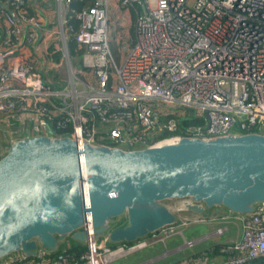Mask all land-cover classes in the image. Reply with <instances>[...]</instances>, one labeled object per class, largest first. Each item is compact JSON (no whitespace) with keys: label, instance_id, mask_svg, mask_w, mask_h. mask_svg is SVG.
I'll return each instance as SVG.
<instances>
[{"label":"built area","instance_id":"built-area-1","mask_svg":"<svg viewBox=\"0 0 264 264\" xmlns=\"http://www.w3.org/2000/svg\"><path fill=\"white\" fill-rule=\"evenodd\" d=\"M73 1L81 0H56L55 13L42 7L46 22L32 0H0V130L6 136L63 129L78 142L143 148L156 133L177 129L171 114L186 112L203 121L184 127L187 136L264 133V0H92L79 8ZM111 2L113 10L124 7L119 19L110 18ZM66 14L78 22V64L67 51ZM130 19L132 37L117 60L108 33L112 26L127 32ZM6 148L0 143V157ZM236 219L241 235L219 246L223 257L214 264L264 257V206ZM205 221L189 216L182 224ZM157 236L114 245L88 236L76 254L65 253L67 245L53 256L14 253L0 264H108Z\"/></svg>","mask_w":264,"mask_h":264},{"label":"water","instance_id":"water-1","mask_svg":"<svg viewBox=\"0 0 264 264\" xmlns=\"http://www.w3.org/2000/svg\"><path fill=\"white\" fill-rule=\"evenodd\" d=\"M5 142L0 261L55 253L67 240L84 246L88 236L132 242L173 225L176 212L220 206L241 215L264 206V133L173 135L136 149L49 134ZM171 199L180 203L170 208Z\"/></svg>","mask_w":264,"mask_h":264},{"label":"rangeland","instance_id":"rangeland-1","mask_svg":"<svg viewBox=\"0 0 264 264\" xmlns=\"http://www.w3.org/2000/svg\"><path fill=\"white\" fill-rule=\"evenodd\" d=\"M44 3L47 5V8L49 10H52L55 13L56 0H46ZM114 6H115L114 2H111L110 10H112V12L110 13V18L112 20L119 19L121 17L120 13L122 12V10H124V7L121 6L120 4L118 7L119 11L113 10ZM55 18H56V14H55ZM119 30L120 31L118 32V29L112 26L110 27V30L108 33V43H109L113 56L116 57L117 60L120 59V57L124 55L123 44L126 43L129 36L132 37L131 35L132 20L130 19V25H129L127 32L124 33V28H121V29L119 28ZM128 42L129 41H127L126 44H129ZM60 70L63 71L62 67L60 68ZM49 74H51V72ZM184 112H185L184 110H180L179 113L183 114ZM2 118L3 116H0V119ZM6 139H7L6 134L2 130H0V143L3 144ZM5 152L6 150H4V153ZM179 203H180V200H176V199L165 201V204L169 206L170 208H174ZM214 208H219V207H214ZM224 210L226 211L225 208ZM201 216L204 217V215H201ZM188 217L189 216H187L183 212H178V213L176 212V221L171 226V229L168 231H164V232H161V231L159 232V230L156 232V235L158 234V236L156 237L157 238L156 242H152L148 244L143 249L136 250L127 255L114 258L108 264H134L136 261L146 258L147 255L152 256L155 254L164 255V257L151 264H174V263H177L179 259H182L190 255L191 252H193L194 254H197V253H200L201 250L213 246L215 244V240L217 239H215L214 241L213 240H203L202 242L197 243V244L186 245L185 248L173 254H170V255L165 254L166 248H169L170 246L177 244L178 242H181V235L184 237L185 240H187V239H190L192 236H197L198 233H202L203 230L202 231L200 230L201 229L200 223L202 222L182 224L183 219L188 218ZM225 226L230 231V230L235 229L236 226H238V222L235 220L233 216L231 219L227 220V222L225 223ZM148 237L150 236L145 237V239ZM220 239L221 237H219V240Z\"/></svg>","mask_w":264,"mask_h":264},{"label":"crops","instance_id":"crops-1","mask_svg":"<svg viewBox=\"0 0 264 264\" xmlns=\"http://www.w3.org/2000/svg\"><path fill=\"white\" fill-rule=\"evenodd\" d=\"M46 0H32V2L35 4L36 8H41L42 14L40 15L44 21L48 22L49 17L47 18V14H43V8L48 9L47 5L44 3ZM43 7V8H42ZM49 10V9H48ZM49 16H52L50 14ZM54 19V18H53ZM219 207V208H214ZM227 211V212H226ZM220 207V206H213L210 209H208L203 215L206 218V221L204 223H200L201 225V231L202 233H198L197 236H192L190 239L185 240L184 237L181 235V242H178L177 244H174L170 246L169 248H166V255L173 254L175 252H178L179 250L185 248L186 245H192L202 242L203 240H215L216 246H219L221 244H224L226 242L236 240L241 235V227L239 221L236 219V215L230 214L228 210ZM234 216L235 220L238 222V226L235 227L233 230H228V228L225 226V223L227 220L231 219ZM216 228H222L221 233L216 234L214 231ZM219 237L221 239L219 240ZM72 243L70 241H65L63 243L62 248H65V246H70ZM78 244V243H76ZM80 245V244H78ZM213 245V246H214ZM82 246V245H80ZM146 247V246H145ZM143 247V248H145ZM141 248V249H143ZM212 246L206 249L201 250L200 253L194 254L191 252L190 255L179 259L177 263L174 264H214L217 261H219L222 258V255L218 253V251L211 252ZM140 250V249H139ZM156 255V256H155ZM152 256L147 255L146 258L140 259L136 261L134 264H151L156 262L157 260L164 257V255H158L155 254ZM261 264H264L263 262Z\"/></svg>","mask_w":264,"mask_h":264},{"label":"trees","instance_id":"trees-1","mask_svg":"<svg viewBox=\"0 0 264 264\" xmlns=\"http://www.w3.org/2000/svg\"><path fill=\"white\" fill-rule=\"evenodd\" d=\"M91 2H92V0L73 1L71 6L75 7V8H79L82 5H89ZM66 18H67L68 24H70V26L72 28L71 31H67L66 46H67L68 55L70 58L76 57L77 59L75 60V62L78 64V63H80L78 57H79L81 50L77 48V45H76L74 37H73V32L76 31V29L78 27V22H77V20H75L73 18V16L69 17L68 14H66ZM67 22H66V24H67ZM131 35H132V33H131ZM53 57H54V59H57L58 53L55 52ZM170 116L178 119L177 129L172 131V132L160 131V132L156 133L153 137H151L147 140L148 145L152 144L153 142H155L157 140L165 138V137H169V136H173V135H186V132L183 129L186 126H190V125H201L202 126L203 125L202 119L189 118L187 112H186V114L180 115V116H178L176 113H173ZM252 130H255V128H253ZM53 133L56 136H67V134L69 133V130L54 129ZM106 143H107V145L113 146L112 143H109V142H106ZM123 224H124L123 222H119L117 225H123ZM71 243L72 244L68 248H66V250L64 251L65 253L76 254L77 252L84 250V246H80L74 242H71ZM123 243L129 244L130 242H123ZM110 245H114V244H110ZM62 246H63V244L59 245V249L57 250V252L61 251ZM219 246H216V245L212 246L211 252L218 251V253H219ZM55 253H49L47 255L53 256ZM219 254H221V253H219ZM262 262L264 263V257L255 259L251 264H261Z\"/></svg>","mask_w":264,"mask_h":264},{"label":"bare ground","instance_id":"bare-ground-1","mask_svg":"<svg viewBox=\"0 0 264 264\" xmlns=\"http://www.w3.org/2000/svg\"><path fill=\"white\" fill-rule=\"evenodd\" d=\"M81 142V141H80Z\"/></svg>","mask_w":264,"mask_h":264}]
</instances>
